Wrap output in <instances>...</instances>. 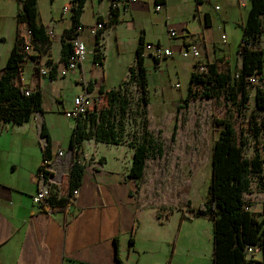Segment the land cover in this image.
Here are the masks:
<instances>
[{"label": "crops", "instance_id": "obj_1", "mask_svg": "<svg viewBox=\"0 0 264 264\" xmlns=\"http://www.w3.org/2000/svg\"><path fill=\"white\" fill-rule=\"evenodd\" d=\"M117 1L118 8L113 11L114 15L102 34L106 51L116 42L121 55L133 52L135 57L127 63L128 67L136 64L141 40L173 51L172 56L159 62L152 56L145 58L147 78L149 70L156 71V75L170 74V71L178 73L179 66L184 71L191 67L192 73L197 71L199 61L214 62L219 72L232 75L242 67L240 43L251 0H162L164 7L161 10L156 9L157 0ZM111 2L37 1L39 19L45 28L44 38H34L33 35V52L22 63L16 81L31 89L40 88L43 107L47 86L52 85L53 88V108H59V103L63 102V87L76 83L81 86L79 95L83 90L82 77L98 80L100 75H104L108 55L105 54L102 66L97 67L93 39L86 29L82 34L88 44L86 60L76 71L56 77L57 70L65 65L64 41L73 29L75 10L80 8V22L90 26L100 19L110 18ZM69 4L74 6L63 14V7ZM21 9L22 0H0V18L6 29L0 36L1 71H4L18 37L22 38L30 29L19 19ZM173 29L178 32L176 36L170 33ZM50 31L54 32L53 37L49 36ZM191 45L200 50L199 59L186 52ZM188 55L191 62L180 63L179 57ZM35 60L40 61L41 67L53 69L51 77L36 72ZM53 77L55 79L52 80ZM98 93L100 90L95 91L96 95ZM147 93L150 106L148 90ZM33 118V128L38 130L40 138V150L38 146L31 149L24 144L17 153L3 156L0 150V264H119L118 258L124 264H187L183 258H178L177 262L174 259L191 250L188 245L190 230L184 228V220L178 229L173 226V214L168 212L163 198L155 196L156 190L151 197L142 195V178L129 176L134 151L128 167L124 165L122 156L118 158L119 171L113 174L107 161L96 164L93 159L105 157L102 155L103 144L108 143L94 138L83 141V155L80 153V157L86 164V170L80 194L73 205L56 206L49 212L45 206L35 204L33 196L37 192V173L44 149L51 141L50 155L54 156L59 150L67 151L70 143L64 147L53 140L42 111L36 112ZM30 122L12 125L25 128ZM4 131H8L7 124L0 132V138L24 134L14 130L4 135ZM117 150L127 153L122 146ZM197 216H208L212 220L209 215ZM195 230L190 252L196 257L203 255L205 245L199 244L203 230Z\"/></svg>", "mask_w": 264, "mask_h": 264}, {"label": "rangeland", "instance_id": "obj_2", "mask_svg": "<svg viewBox=\"0 0 264 264\" xmlns=\"http://www.w3.org/2000/svg\"><path fill=\"white\" fill-rule=\"evenodd\" d=\"M5 30L4 21L0 18V36ZM255 48L264 49V40L255 44ZM104 52L108 55L107 66L104 75H100L98 80L106 91H120V99L113 105L108 97L103 98L98 105V111L104 110L105 114L102 113L97 118L98 123L110 119L116 125L121 143L103 144L102 155L105 157L92 156L95 163L107 161L108 169L117 174L120 166L118 158L122 156L124 165L128 167L134 145L152 134L157 145L147 160L141 181L142 195L151 197L156 194L155 196L163 198L168 212L173 214V226L177 229L182 220L185 221L183 226L189 229L191 234L188 240L191 250L192 233L194 234L197 228L203 230L199 244L205 245L204 256L195 257L189 250L181 256L177 255L175 262L178 258H183L187 264H213V221L208 216L196 215L197 209L211 195V155L215 139L212 132L213 121L214 118L227 121L235 131L238 142L243 145L246 157H254L259 152L264 156V109L259 108L255 100L256 91L264 89V73L255 71L250 75L257 80L250 82L246 87L251 96L246 106L242 104L241 92L229 89L209 91L204 86L194 89L188 103L184 104L191 67L184 71L182 66H179L178 73L170 71V74L160 75H156L154 70H149L146 89L138 76V70L134 72L137 66H127L132 57H135L133 52L127 51L121 55L116 42L110 45L107 51L104 48ZM179 60L185 65V62H191L192 58L188 55L185 58L179 57ZM80 87L76 83L63 87V102L59 103V108H53L51 103L54 93L52 85L45 88L42 112L47 129L60 146L68 147L70 143L76 121L67 117L65 111L72 107L71 103L81 91ZM207 92H212L213 95H207ZM181 105L183 107H180ZM34 122L33 118L25 128L7 124L8 131H4V135L14 130L24 134H11L0 138L3 156L7 153H17L23 144L31 149L38 146L40 150V138L38 130L33 128ZM121 146L126 149V154L117 150ZM250 179L251 186L245 197L253 201L254 212L260 214L264 207V165L263 172L251 173Z\"/></svg>", "mask_w": 264, "mask_h": 264}, {"label": "trees", "instance_id": "obj_3", "mask_svg": "<svg viewBox=\"0 0 264 264\" xmlns=\"http://www.w3.org/2000/svg\"><path fill=\"white\" fill-rule=\"evenodd\" d=\"M37 1L22 0L19 19L29 25L34 38L43 39L45 28L39 19ZM79 14L80 8L75 10L73 29L67 34L64 41L65 62L72 52V44L69 39L75 24L80 22ZM263 17L264 0H251L249 13L243 25L242 39L252 41L253 47L247 48L240 43L243 53L242 67L236 70L234 75L219 72L217 64L214 62L207 64L208 73L201 74L194 70L191 73L190 86L187 96L184 98V104L188 103L193 94V85L199 84V87L204 86L209 91L229 89L241 92L243 94L242 104L246 106L251 99L246 90L250 83V77H252L250 75L255 71L264 73V49L255 48V44L264 37ZM145 43L144 40H141L136 64L132 67L137 66L134 72L138 70V76L147 89L148 78L144 65L145 58L141 56ZM25 58L22 38L18 37L4 71L0 70V121H3L4 124L24 125L31 121L36 112L43 109L42 90L40 88L32 89L28 95L26 90L30 87L16 81ZM104 59L105 55L101 58L96 56L95 61H100L103 64ZM100 92L103 98L108 97L113 105L115 101L120 99V91H106L101 86ZM206 94L213 95L212 92ZM255 100L256 105L264 109V89L260 88L256 91ZM98 105L85 117L86 119L80 118L74 125L70 147H78L81 155H83L82 143L87 139L94 138L108 144L121 143L120 133L110 119L98 123L97 117L102 113L105 114L104 110L98 111ZM212 132L215 139L211 155V195L207 201L200 205L196 214L209 215L213 221V264H264V207L262 213L257 214L252 208L253 201L245 197V193L251 186L250 174L263 172L264 156L259 152L254 157H246L243 145L238 142L235 131L224 119L214 118ZM156 145V138L152 134L134 145L133 164L129 171L130 177L143 178L149 154L156 149L154 148ZM50 151L51 141L44 149L43 157L50 156ZM85 170L86 164L79 156L71 173L72 190L81 187ZM51 203L55 207H65L68 200L66 198H53ZM250 245L260 246V258L248 257L246 248ZM118 261L119 264H124L120 258Z\"/></svg>", "mask_w": 264, "mask_h": 264}, {"label": "built area", "instance_id": "obj_4", "mask_svg": "<svg viewBox=\"0 0 264 264\" xmlns=\"http://www.w3.org/2000/svg\"><path fill=\"white\" fill-rule=\"evenodd\" d=\"M125 1V0H123ZM137 1V0H131ZM210 1V0H203ZM118 1L112 0L111 2V11L109 19H100L95 24L86 26L81 22L75 24V28L72 32V36L69 41L72 44V52L68 57V60L65 62L64 67L57 70L56 77H64L69 73L76 71L79 66L83 64L86 60L88 53V44L87 41L82 38L83 32L87 29L89 35L93 39L94 44V54L100 58L105 55L104 44L102 41V34L107 29L110 19L113 17V10L118 8ZM74 4H69L63 7V14L67 13L72 9ZM164 7L162 0H157L156 9L161 10ZM172 36L178 34L177 30L173 29L170 31ZM49 36L53 37L54 32L50 31ZM241 44L247 48H252V41H247L242 39ZM22 47L25 52V56H29L34 49V38L33 31L28 29L26 34L22 37ZM187 53H191L194 57L200 58V50L196 45H191L186 50ZM241 54L242 51H240ZM173 55L171 48L164 47L152 42H146L141 51V56L146 58L147 56H152L157 61H162L165 58H168ZM102 60V59H100ZM97 67L102 66L100 61H95ZM36 72L42 76L51 77V69L49 66L46 68L41 67L39 60H35ZM198 73L204 74L208 73V65L206 62L197 63ZM238 76V75H237ZM53 80V79H52ZM81 84L83 86L82 92L75 97L73 106L66 110V116L77 121L80 118H85L103 99V95L98 93L95 94V91H99L101 88V82L98 80H89L86 77H82ZM257 78L250 77V82H256ZM199 87V84H194L193 88L196 89ZM32 91L31 88L26 90V94H30ZM4 122L0 121V132L4 128ZM79 148L70 147L67 151L59 150L54 156H45L43 157L42 163L39 167L37 173L38 187L37 192L33 196V201L35 204L45 206L49 212H52L56 207L52 205L51 200L53 198H66L68 200L67 207H70L75 202L77 196L80 194L81 187L71 189V173L72 170L79 159ZM81 158V157H80ZM246 252L248 257H257L261 256L260 246H247Z\"/></svg>", "mask_w": 264, "mask_h": 264}]
</instances>
